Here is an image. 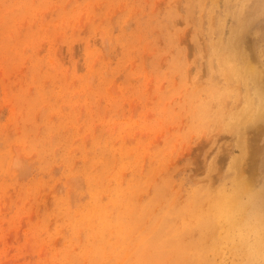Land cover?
Here are the masks:
<instances>
[{"label":"rangeland","instance_id":"obj_1","mask_svg":"<svg viewBox=\"0 0 264 264\" xmlns=\"http://www.w3.org/2000/svg\"><path fill=\"white\" fill-rule=\"evenodd\" d=\"M231 49L264 71V0H0V264H194L169 215L264 188L259 89ZM216 239L204 264H264L237 228Z\"/></svg>","mask_w":264,"mask_h":264},{"label":"bare ground","instance_id":"obj_2","mask_svg":"<svg viewBox=\"0 0 264 264\" xmlns=\"http://www.w3.org/2000/svg\"><path fill=\"white\" fill-rule=\"evenodd\" d=\"M239 52H234L233 49H231V52L226 55L223 66L224 64L226 66L229 65L228 69L231 70L229 71L230 77L239 76L241 79L245 80L246 83L249 80L248 77L251 76L253 78V83L259 89V108H257L259 115L253 122L257 128V130L253 132L255 133L260 130L263 124L262 120H264V71L259 68L257 69V67L252 65L250 61H247L245 57L241 58L240 63H234L236 56L239 57ZM247 65L251 67V69H247ZM223 70V68L219 67L220 72ZM224 75L226 76V74ZM203 110L206 112L207 105L203 106ZM206 114L207 113H204V115ZM261 117H263L262 120L260 119ZM248 144L249 140H247V145ZM247 145L246 147L248 148ZM246 152V148L243 147V155L239 157V159L237 158L235 162L236 167L239 168V171H241V168L244 169V166L242 164L241 166L238 165V161H241L242 157H246ZM244 181L246 180H242V182L237 183L234 178V180L231 179L229 184L226 185L225 190H221L217 193L215 192L214 194L213 192L199 193L195 200L191 202V205L187 206V208L183 210L184 214H190L193 219V223L187 226L185 225L186 227L184 226L181 230L177 229L175 223L176 218H174L173 214H170L169 217L171 219V223L167 228L168 236L166 235L165 240L174 243H180L179 245L180 248L182 247V251H192L193 255L190 257L189 261L193 262L194 264H204V257L202 253H204L203 251L208 250V239L216 237L217 239L215 244L218 245L223 239H230L231 229L237 228L239 231V247L241 250L246 251L245 254L247 255V263H249L251 260L254 261L253 259L259 254L264 256V220H262L260 217L255 218L254 215L249 213V210L251 207H253V204H256L259 199L264 198V188H257L253 191L252 189L255 187L251 189L253 186L248 184L247 181L244 183ZM246 191L251 193L252 201L247 204H243L240 202V195L242 192ZM256 198L258 199L257 201ZM183 231H189V233L192 234L195 233V231H198L199 235L195 237L197 240L185 244V235ZM151 243L153 246H155V242L153 240ZM176 250H179V248L176 249V247L173 246L171 253L174 252L176 255H178ZM161 253L162 255L154 253V256H151L148 252L142 258L140 256V260L152 262V260L156 259L157 256H163L164 253ZM171 261L176 262L177 258L173 257ZM154 262L158 261L154 260Z\"/></svg>","mask_w":264,"mask_h":264}]
</instances>
